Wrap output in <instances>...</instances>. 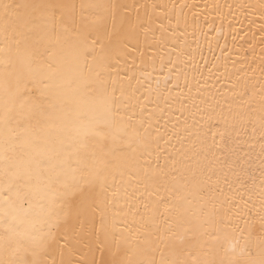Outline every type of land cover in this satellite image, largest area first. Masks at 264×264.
Returning <instances> with one entry per match:
<instances>
[{"label":"snow or ice","instance_id":"obj_1","mask_svg":"<svg viewBox=\"0 0 264 264\" xmlns=\"http://www.w3.org/2000/svg\"><path fill=\"white\" fill-rule=\"evenodd\" d=\"M0 264H264V0H0Z\"/></svg>","mask_w":264,"mask_h":264},{"label":"bare ground","instance_id":"obj_2","mask_svg":"<svg viewBox=\"0 0 264 264\" xmlns=\"http://www.w3.org/2000/svg\"><path fill=\"white\" fill-rule=\"evenodd\" d=\"M78 2H79V0H78ZM83 2L91 3V2H98V0H83Z\"/></svg>","mask_w":264,"mask_h":264}]
</instances>
